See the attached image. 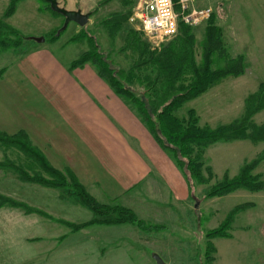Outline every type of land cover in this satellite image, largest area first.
<instances>
[{
	"label": "rangeland",
	"instance_id": "rangeland-1",
	"mask_svg": "<svg viewBox=\"0 0 264 264\" xmlns=\"http://www.w3.org/2000/svg\"><path fill=\"white\" fill-rule=\"evenodd\" d=\"M57 1L61 7L66 9H80L83 13L89 12L88 23L80 27L75 22H69L67 27L57 34L63 25L61 15H56L44 0H21L16 4L14 13L6 21L26 38L19 48L0 53V64L4 61L8 62L23 52L27 53H23L22 57H28L34 49L40 51L34 48L40 44L42 50L56 53L64 62H68L71 57L75 60L81 51L87 49V45L84 41L74 43L70 39L83 29L93 36L99 49L107 58L109 57L111 65L127 73L138 55L137 50L131 46L133 38L138 39L142 45H148L150 50H159L166 43L154 48L150 43L152 40L130 21L129 18L137 0L126 7L119 0ZM8 3L9 0H0V17ZM196 3L212 8L216 23L222 29L223 44L229 55L231 57L245 55L244 72L240 76L229 78L212 87L205 94L184 103L176 111L178 116L186 117L187 111L193 109L198 117L199 126L214 128L241 118L246 109L248 96L258 92L260 88H263L264 93V36L255 30L253 23L255 15L260 14L255 12L253 7H261L264 0H196ZM116 13L126 15L128 13V18L121 32L111 37L105 28V21ZM205 24L191 26L198 42L203 39ZM75 29L79 30L75 33ZM129 30L131 33L128 34ZM53 35L57 37L52 42L50 37ZM31 37H43L44 41L39 44ZM67 40L70 43L62 47V43ZM11 52H14L15 56L9 54ZM199 54L200 48L197 44V59H199ZM70 67L71 64L69 69H73ZM123 83L129 86L137 96L147 95L146 90L136 81L129 85ZM251 121L256 125L264 123V109L254 114ZM203 157L204 165L211 168L213 178L207 185L194 184L193 197L191 198L189 193L187 207L179 204L173 212V220L170 217V219L161 221L167 222L163 230L149 233L140 230L136 233L133 230L134 232L129 234L130 230H136V226L94 223L73 233L63 224L38 213L26 212L21 206L12 204L13 202L24 203L32 208L42 209L55 218L73 223L93 218L89 209L78 203L71 190L47 189L37 185L20 184V178L15 169L25 170L28 175L33 173L29 168L27 157L17 148L0 144V194L8 199L4 203L0 201V264H47L56 259L58 255L71 259L70 252L67 253L65 250H69L67 246L71 244L70 242H79L82 237L81 242H88L82 232L86 228L93 236H101L102 241L105 242L104 247L107 248L110 247V242L128 241L131 243L134 241L136 245L129 253L137 252L141 255L147 251V249L143 251V246H149L151 258L158 256L164 264H206V262L210 264H264V191L250 192L238 189L221 197H204L209 186L220 181L224 174L233 177L238 174L244 164L257 158L258 163L251 173L264 179V140L253 142L250 139H239L217 142L205 149ZM58 170L63 171V169ZM18 185H21L20 188ZM102 204L123 206L114 200ZM195 204L197 207H194ZM239 205L244 207L235 214L230 229L227 231L230 236L208 239L206 233L217 228L227 213ZM123 207L130 208L129 206ZM137 210L139 217L149 221L144 213ZM152 218L154 220L150 219L151 223H159L155 217ZM62 236L63 239L59 240ZM208 242L215 247L213 251L207 250ZM57 243L62 244L57 245ZM82 251L78 248L77 256ZM135 260V264H139L137 263L139 259L135 258ZM155 262L157 264L156 260Z\"/></svg>",
	"mask_w": 264,
	"mask_h": 264
},
{
	"label": "crops",
	"instance_id": "crops-1",
	"mask_svg": "<svg viewBox=\"0 0 264 264\" xmlns=\"http://www.w3.org/2000/svg\"><path fill=\"white\" fill-rule=\"evenodd\" d=\"M253 9L260 13L254 28L264 36V4ZM41 46L34 47L40 51L32 47L35 53L32 49L28 57H22L23 52L0 64V131L12 135L23 130L52 167L72 171L95 200L129 206L149 224L152 217L159 222L153 225L173 220L179 204L187 207L189 189L172 155L156 143L134 106L114 93L92 65L69 69L74 57L64 62ZM137 209L149 221L139 217ZM135 228L129 234L138 233ZM82 232L88 242H81L83 237L70 242L65 251L71 259L58 255L47 264H135V258L139 264H156L149 246H143L147 251L141 255L129 253L134 241L110 242L107 248L101 236L87 228ZM78 248L83 250L79 256Z\"/></svg>",
	"mask_w": 264,
	"mask_h": 264
},
{
	"label": "trees",
	"instance_id": "trees-1",
	"mask_svg": "<svg viewBox=\"0 0 264 264\" xmlns=\"http://www.w3.org/2000/svg\"><path fill=\"white\" fill-rule=\"evenodd\" d=\"M19 1L21 0H9L0 17V53L19 48L26 38L6 21L14 13ZM119 1L125 7L134 2V0ZM48 7L50 8L49 4ZM127 18L128 13L127 15L125 13L112 14L105 21L108 34L114 37L121 32ZM129 33H131L130 30ZM56 37L51 36L50 41H55ZM70 41L74 43L84 41L87 45V49L81 51L79 56L71 62L70 68L82 67L85 64L92 65L98 76L109 85L114 93L134 106L156 143L172 155L188 184L191 198L194 184L207 185L214 176L211 168L204 165L203 155L209 145L239 139H250L253 142L264 140V123L256 125L251 121L254 114L264 109L263 88L248 96L242 117L228 124L214 128L199 126L198 117L193 109L187 111L186 117L176 114L184 103L196 99L212 87L229 78L238 77L244 72V57L229 55L223 44L222 29L217 25L213 13L206 21L204 36L199 42L196 41L192 27L183 22L179 23L177 34L163 44L159 50H150L148 45H142L138 39L133 38L131 46L137 50L138 55L127 73L111 65L109 57L103 54L93 36L85 30L82 29L81 32L72 36ZM197 44L200 48L199 59L196 56ZM135 81L146 90L147 95L137 96L129 86L123 83L129 85ZM0 144L17 148L27 157L29 168L33 173L28 175L25 170L15 169L20 180L48 188L71 190L78 203L89 209L93 218L88 222L72 223L55 218L24 203L13 202L14 206H21L26 212L38 213L63 224L73 232L94 223L106 225L128 223L144 232L164 229L163 225H153L142 221L129 208L97 202L72 171L66 168L61 172L52 167L42 153L30 143L23 130L12 135L0 131ZM257 163L258 158L244 164L238 174L233 177L224 174L220 181L209 186L204 197H221L238 189L250 192L264 191V179L251 173ZM0 201L4 203L8 199L0 194ZM243 207L239 205L228 212L217 228L206 233L207 238H228L230 234L227 231L230 229L235 214ZM62 239L63 236L59 237V240ZM214 249L213 244L208 242L207 250L213 251ZM206 264L210 263L206 262Z\"/></svg>",
	"mask_w": 264,
	"mask_h": 264
},
{
	"label": "built area",
	"instance_id": "built-area-1",
	"mask_svg": "<svg viewBox=\"0 0 264 264\" xmlns=\"http://www.w3.org/2000/svg\"><path fill=\"white\" fill-rule=\"evenodd\" d=\"M196 0H137L130 21L136 24L155 48L173 38L179 23L197 26L210 18V6L197 7Z\"/></svg>",
	"mask_w": 264,
	"mask_h": 264
},
{
	"label": "water",
	"instance_id": "water-1",
	"mask_svg": "<svg viewBox=\"0 0 264 264\" xmlns=\"http://www.w3.org/2000/svg\"><path fill=\"white\" fill-rule=\"evenodd\" d=\"M44 1H46L49 4L50 9L52 11L60 14L63 17V25L59 29L57 34L61 30L65 29L69 22H75L80 27H83V26H85L88 23L89 16H90L89 12L88 13H83L80 9H77V10L66 9L64 7H61L58 4L57 0H44ZM31 39H33L34 41L39 42V43L44 41L43 37H31ZM194 207H197V205L195 204ZM155 259L157 261V264H164V262L161 260L160 257L155 256Z\"/></svg>",
	"mask_w": 264,
	"mask_h": 264
}]
</instances>
